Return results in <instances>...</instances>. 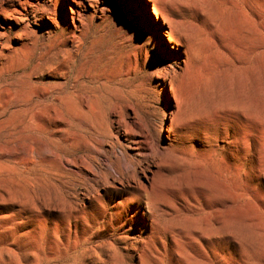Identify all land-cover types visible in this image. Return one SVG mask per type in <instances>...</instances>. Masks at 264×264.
I'll return each instance as SVG.
<instances>
[{"label":"rangeland","instance_id":"rangeland-1","mask_svg":"<svg viewBox=\"0 0 264 264\" xmlns=\"http://www.w3.org/2000/svg\"><path fill=\"white\" fill-rule=\"evenodd\" d=\"M34 2L64 14L0 17V264H264V0Z\"/></svg>","mask_w":264,"mask_h":264},{"label":"bare ground","instance_id":"bare-ground-1","mask_svg":"<svg viewBox=\"0 0 264 264\" xmlns=\"http://www.w3.org/2000/svg\"><path fill=\"white\" fill-rule=\"evenodd\" d=\"M34 1L35 0H0V17L11 18L15 21V23L20 24V23H24L26 14L30 12L33 13L36 12L40 20L47 19L51 24L54 25L55 17H57L56 15L64 14V11H59L60 9H58L54 3L53 4L45 3L44 7L39 11L37 3H35ZM70 13L72 15L77 14L72 7L70 8ZM0 26L4 27L3 32H0V52H1L6 48H8V43H9L8 36L12 32L13 26L12 24H8V25L0 24ZM169 28H170L169 31L166 32L164 35L167 37L168 42L170 44L172 45L174 43L178 44L179 41L176 39L172 27L170 26ZM115 170L117 171V174L120 176V178L123 180L122 182L129 183L130 180L134 179L133 177L126 176L124 173L120 172L121 170L119 171L116 167ZM141 205H142V197L137 196L134 197L132 200H127V199L123 200L117 206L112 207L114 213L110 215L111 217L110 221L104 225L105 230H111L112 232H114L120 225V222L123 220V218L127 216L128 213L131 212L135 206L141 207ZM142 219L143 222L147 221V219H149V215L143 214Z\"/></svg>","mask_w":264,"mask_h":264}]
</instances>
